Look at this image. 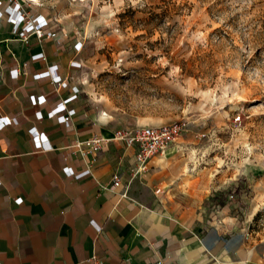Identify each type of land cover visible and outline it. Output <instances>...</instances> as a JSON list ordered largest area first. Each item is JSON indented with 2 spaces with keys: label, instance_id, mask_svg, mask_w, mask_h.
<instances>
[{
  "label": "crops",
  "instance_id": "obj_1",
  "mask_svg": "<svg viewBox=\"0 0 264 264\" xmlns=\"http://www.w3.org/2000/svg\"><path fill=\"white\" fill-rule=\"evenodd\" d=\"M42 1L51 27L65 25L56 22L59 1ZM23 24L0 0V264H264L252 219L188 189L184 164L171 157L182 144L151 155L131 179L134 148L107 141L88 153L91 170L79 175L80 150L70 143L113 133L82 94L86 57L69 40L59 49L51 36H23ZM60 113L70 120L59 121ZM114 170L122 175L116 192L107 189Z\"/></svg>",
  "mask_w": 264,
  "mask_h": 264
},
{
  "label": "rangeland",
  "instance_id": "obj_2",
  "mask_svg": "<svg viewBox=\"0 0 264 264\" xmlns=\"http://www.w3.org/2000/svg\"><path fill=\"white\" fill-rule=\"evenodd\" d=\"M58 1L51 28L86 57L82 94L107 126L183 121L168 153L183 145L188 189L264 239V0Z\"/></svg>",
  "mask_w": 264,
  "mask_h": 264
},
{
  "label": "built area",
  "instance_id": "obj_3",
  "mask_svg": "<svg viewBox=\"0 0 264 264\" xmlns=\"http://www.w3.org/2000/svg\"><path fill=\"white\" fill-rule=\"evenodd\" d=\"M7 7L19 15L24 22L22 29L19 33L23 36L36 33L40 38L52 37L55 41L56 48H65L63 41L66 38V32L62 30H53L47 18L40 13V6L43 4L42 0H5ZM42 57L44 51L40 52ZM76 65H80L78 61H75ZM53 74V71H52ZM67 82V81H66ZM75 88V87H74ZM76 89V88H75ZM75 92L71 94L73 97ZM57 108H65V103H59ZM59 121L67 122L70 120L68 115L60 113L58 115ZM184 129L183 121L163 122L161 124H147V125H134L131 128L123 129L116 127L110 137H103L97 135V131L93 132L92 136L84 137L83 139H77L70 143L71 147H77L80 150V156L77 157L81 160L83 169L80 170L79 175H83L85 172H90L91 164L94 162V157L89 156V152H96L103 147V144L107 141L114 143L115 145H125L133 147L134 157L136 158L135 164L131 168V179L137 175V173L143 172L147 169L148 159L153 154H164V152L172 145L176 144V139L179 137ZM200 135L198 134V138ZM71 158V151L65 152L61 156L62 164L67 163V159ZM111 181L107 186V189L112 192H116L117 187L122 182V175L118 170H114L111 175ZM157 194L160 190L155 189ZM126 192L120 193L119 199L125 198ZM99 229V227H97ZM231 228H229L230 230ZM91 261L94 263H101L102 261L97 257H91ZM156 263L161 262L159 257L155 259Z\"/></svg>",
  "mask_w": 264,
  "mask_h": 264
},
{
  "label": "bare ground",
  "instance_id": "obj_4",
  "mask_svg": "<svg viewBox=\"0 0 264 264\" xmlns=\"http://www.w3.org/2000/svg\"><path fill=\"white\" fill-rule=\"evenodd\" d=\"M106 115H107V113H106ZM171 147H169L168 149H167V151H165V153L167 154L168 153V150L170 149ZM192 160V159H191ZM188 170H190V167H188Z\"/></svg>",
  "mask_w": 264,
  "mask_h": 264
}]
</instances>
